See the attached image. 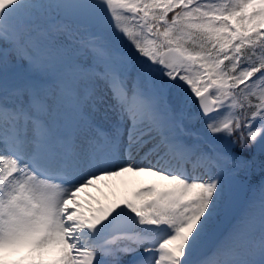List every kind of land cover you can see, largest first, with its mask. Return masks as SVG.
<instances>
[{
  "label": "snow or ice",
  "instance_id": "6c2138e0",
  "mask_svg": "<svg viewBox=\"0 0 264 264\" xmlns=\"http://www.w3.org/2000/svg\"><path fill=\"white\" fill-rule=\"evenodd\" d=\"M0 264H264V0H0Z\"/></svg>",
  "mask_w": 264,
  "mask_h": 264
},
{
  "label": "rangeland",
  "instance_id": "374dc122",
  "mask_svg": "<svg viewBox=\"0 0 264 264\" xmlns=\"http://www.w3.org/2000/svg\"><path fill=\"white\" fill-rule=\"evenodd\" d=\"M121 180L123 181V183L127 182V180L124 178H121ZM123 188L124 187L120 184V182H117L114 187H103V181H101V182H98L97 185L88 188V189H90V191L92 193L91 197L86 196V190H88V189H85L83 192L78 194V199H80L81 203H87V202L91 201L95 205L96 201H99L101 203L105 199H108V194L112 193L113 199L115 201L116 199H119V198L124 196V189ZM96 189L99 190V193H96V191H95ZM127 189H131V187L127 188ZM93 197H95V201H92ZM242 198H243V194H242ZM108 201H110V200H108ZM111 202H113V200H111ZM111 202H109V203H111ZM125 259H128V258L125 257Z\"/></svg>",
  "mask_w": 264,
  "mask_h": 264
},
{
  "label": "bare ground",
  "instance_id": "6f19581e",
  "mask_svg": "<svg viewBox=\"0 0 264 264\" xmlns=\"http://www.w3.org/2000/svg\"><path fill=\"white\" fill-rule=\"evenodd\" d=\"M117 182H120V184L124 187L123 188L124 189V196L123 197H126V196L130 195L131 192L134 190V188L137 187V185H135V184H131V183H128V182H124L123 183L121 178H118V179L113 180V181H103L105 187H114ZM130 187H131V189H127V188H130ZM109 195H113V194L110 193ZM122 198H119V199H122ZM119 199H117V200H119ZM107 204H110V203H106L105 205H107Z\"/></svg>",
  "mask_w": 264,
  "mask_h": 264
},
{
  "label": "trees",
  "instance_id": "16d2710c",
  "mask_svg": "<svg viewBox=\"0 0 264 264\" xmlns=\"http://www.w3.org/2000/svg\"><path fill=\"white\" fill-rule=\"evenodd\" d=\"M249 179L252 181L253 189H254L252 195H256L257 194L256 191H255V189H256V181L259 179L258 170H257V175L255 177H250Z\"/></svg>",
  "mask_w": 264,
  "mask_h": 264
},
{
  "label": "water",
  "instance_id": "95a60500",
  "mask_svg": "<svg viewBox=\"0 0 264 264\" xmlns=\"http://www.w3.org/2000/svg\"><path fill=\"white\" fill-rule=\"evenodd\" d=\"M229 227V224L227 221H224L221 225H220V228L223 230V229H227Z\"/></svg>",
  "mask_w": 264,
  "mask_h": 264
}]
</instances>
